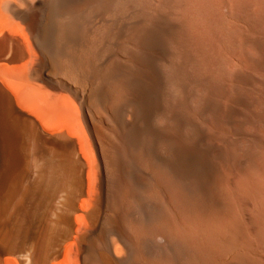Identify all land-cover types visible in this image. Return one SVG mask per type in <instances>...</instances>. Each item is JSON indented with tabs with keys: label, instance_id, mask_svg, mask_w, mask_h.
<instances>
[{
	"label": "bare ground",
	"instance_id": "bare-ground-1",
	"mask_svg": "<svg viewBox=\"0 0 264 264\" xmlns=\"http://www.w3.org/2000/svg\"><path fill=\"white\" fill-rule=\"evenodd\" d=\"M0 264H264V0H0Z\"/></svg>",
	"mask_w": 264,
	"mask_h": 264
}]
</instances>
